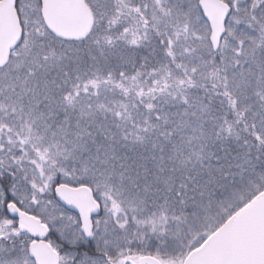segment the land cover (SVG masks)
I'll return each instance as SVG.
<instances>
[{"label": "snow or ice", "instance_id": "snow-or-ice-1", "mask_svg": "<svg viewBox=\"0 0 264 264\" xmlns=\"http://www.w3.org/2000/svg\"><path fill=\"white\" fill-rule=\"evenodd\" d=\"M0 264H264V0H0Z\"/></svg>", "mask_w": 264, "mask_h": 264}]
</instances>
